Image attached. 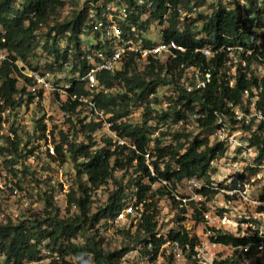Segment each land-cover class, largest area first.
<instances>
[{
  "label": "built area",
  "instance_id": "2783aa9c",
  "mask_svg": "<svg viewBox=\"0 0 264 264\" xmlns=\"http://www.w3.org/2000/svg\"><path fill=\"white\" fill-rule=\"evenodd\" d=\"M70 1L74 4L72 12L86 8V18L77 36L79 55L76 58L70 32L47 34V29L39 26L32 31L36 43L33 56L28 61L19 58L11 60L10 53L2 45L5 43V30L0 27V196H10L15 203L9 219L15 222L22 215H28L27 219L30 220L32 213H42L46 197L52 201L62 198L64 210L78 211L74 203L68 208V196L73 191L78 193V165L87 163L92 155L102 151L112 153L109 162L112 168L115 153L121 151L124 159L133 157V166L141 159L154 177L152 161L155 160L157 142L161 148L181 143L183 137L177 139L175 136L182 134L180 127L184 124L187 127L189 122L201 130L197 119L204 118L205 114L186 111L176 105L181 96L202 91L211 81L210 71L194 64H180L174 72V82L158 87L149 97L148 104L138 102L121 117L115 118L113 112H106L97 102L99 94L116 96L123 92L118 87L107 88L99 82L100 73L122 71L129 57L138 60L140 70L155 60L166 67L188 51L177 41L166 38L174 13L175 33L188 30L194 40L205 41L193 51L194 54L209 61L216 54L225 52L224 80L229 89H233L236 80L243 74L246 80L254 77L257 82L241 91L238 103L225 102L221 110L213 112L214 126L208 135L209 146L217 143L225 148L222 156L210 162L214 172H208L201 178H185L173 190L166 180L160 179L151 185L166 187L170 191L178 217L168 233L171 230L187 233L194 240L192 251L188 245L182 249L177 242L168 240V233L162 235L157 231L156 214L155 238L164 241L158 253H152L154 246L149 237L147 244H138L122 260L131 258L129 264H157L161 254L167 253L172 255V259L182 257V264H186L187 258L193 264H215L216 261L207 256L211 249L218 247L241 249L246 264H264V201L259 197L251 198L254 188H257L259 195L264 191V160L258 161L259 150L251 144L253 136L264 137V63H245L244 59L251 54L248 46L264 45V28L257 26L264 24V6L261 7L259 3L257 6V0H253L251 7L248 0H218L214 8L222 7L225 11L232 10L235 4L250 8L251 14L241 17L250 35L245 39L246 46L213 49L206 42L208 32L204 29V21L199 19V16L209 17L212 13L202 12L207 0L201 6L196 5L200 0H178L175 6L170 0H163L158 9L154 6V0H131V3L125 0ZM21 3L22 0H16L14 6L17 8ZM257 12H261L260 18L255 15ZM5 69L6 76L3 74ZM146 106L151 111L150 119L146 117ZM177 112L185 114V117L177 118ZM129 126L150 128V133L144 134L149 141L142 150L126 134ZM183 152L184 149L180 154ZM173 169L177 170V167ZM126 171L115 168L112 178L125 176ZM80 180L87 187V195L92 202L98 198L103 205L106 204L111 191L103 196L102 191L111 186V180L97 189L87 182L86 174H81ZM143 184L148 185V180L145 179ZM176 187L182 189L184 194L176 191ZM205 191L219 192L225 197L221 216L204 208L206 198L211 195L205 194ZM131 192L123 200L122 208L110 219L127 231H135L148 212L144 201L137 200L135 193L138 186L135 180ZM38 195L44 199L43 202L30 199ZM235 201L256 205V215L245 217L244 221L232 220L234 216H228L227 210ZM196 210L200 213V223H196L194 218ZM200 225L203 231L198 233ZM218 232L248 242L236 247L214 243L212 238ZM46 243L47 240H43L37 246L41 260L49 256L58 259L45 247ZM253 247L252 254L246 257ZM3 262L4 256L0 253V264ZM34 263L37 262L24 264Z\"/></svg>",
  "mask_w": 264,
  "mask_h": 264
},
{
  "label": "trees",
  "instance_id": "16d2710c",
  "mask_svg": "<svg viewBox=\"0 0 264 264\" xmlns=\"http://www.w3.org/2000/svg\"><path fill=\"white\" fill-rule=\"evenodd\" d=\"M16 0H0V27L5 30L4 38L5 46L10 53L9 58L14 60L19 58L28 61L33 56L36 43L32 37V31L36 28L45 27L47 34L55 32L56 34H64L70 32V39L74 41L75 53L74 58L78 57V33L80 27L85 21L86 8L80 12H71L68 19L58 22L59 12L65 7L67 0H22V3L14 6ZM131 3V0H125ZM189 1V0H188ZM253 1V0H252ZM174 6L179 3L178 0H170ZM163 0H154L155 8H159ZM204 0L196 2L197 6L203 5ZM212 6V5H211ZM158 13V12H157ZM251 14L249 7L239 6L235 4L230 11H225L222 7L213 8L209 17H201L204 21V29L208 32V40L213 49L221 47L246 46L245 39L250 35L245 21H242V15ZM33 15V16H31ZM257 18L261 17V12L255 13ZM154 17L156 15H153ZM175 15L172 14L170 30L166 32L167 39H173L182 44L188 51L181 54L177 59L169 62L165 67L158 60L150 61L144 70H140L139 62L134 57H129L122 71L114 74L100 73L98 75L99 82L103 83L107 88L118 87L123 92L116 96H105L99 94L97 96L98 105L105 109L106 112H113L114 117H121L128 113L130 107L136 106L138 102L149 103V97L155 93L156 89L162 85L175 81L174 72L180 64H194L201 69H208L211 73V81L202 91H195L180 97L176 105H180L186 111H196L198 114H205L204 118L197 119L199 127L202 130L211 133L214 126V111L221 110L225 102L238 103L240 93L252 83H256V79L251 77L250 80L241 75L233 89H229L225 82V70L223 63L226 62L225 52L216 54L209 61H206L199 54L193 51L200 47L204 40H194L188 30L183 33H175ZM258 27L264 28V24H257ZM1 37V35H0ZM251 54L246 58L245 63H264V45L248 46ZM57 54V52H56ZM54 55L57 58V55ZM64 57V55H63ZM243 57V55H242ZM249 67V66H248ZM4 76L7 75V69L3 71ZM246 77V75H245ZM264 86V79L262 80ZM11 87V83H9ZM146 117L151 118V111L146 106ZM177 118L185 117V114L176 113ZM128 136L137 144L139 149H143L149 139L144 134L150 133V128H139L138 126L127 127L125 131ZM187 137L185 134H176L175 138ZM188 138V137H187ZM251 144L256 145L259 150L258 161L264 160V137L261 135L253 136ZM184 152L180 154V151ZM155 160L152 166L155 176L152 177L148 169L139 159L135 166L132 165L133 157L127 156L123 158L122 152H116L113 160V167L110 168L109 162L112 153L102 151L89 157L87 163L78 165V193L72 192L68 196V208L74 203L78 210V215L73 218L60 217V209L56 206L51 198H45V206L42 216L34 221L22 220L16 223L7 220L0 222V253L4 256L3 264H24L26 262H38L41 260L38 244L47 240L45 247L58 259L53 258L52 264H71L66 261V257H77L76 264H119L120 260L130 249L128 246L118 250L106 251L103 249L104 240L99 235V229L96 226L103 220L113 219L116 213L124 205V199L127 197L126 188L117 179L112 178V171L115 168L126 169L133 168L136 174L135 183L138 186V192L135 193L137 200L144 201L145 210L148 211L144 215L143 222L137 226L134 231L135 245L147 244V238L150 237L154 249L152 253L156 255L161 244L164 242L162 238H155V204L147 203L146 195L151 192V185L161 180H166L170 184V189H175L177 183L185 178L196 176L201 178L208 172H214L210 167V162L222 156L225 148L222 144L214 143L209 146L207 136H194L186 143H178L175 146L160 147L157 142L155 147ZM75 153L74 159L76 157ZM163 167V170L161 167ZM177 167L174 170L173 167ZM86 174L87 182L91 187L97 189L108 184L111 180L114 184L112 190L107 197L104 207H99L97 212L90 215L92 201L87 195V187L80 180V175ZM147 179L149 184H143ZM134 182V181H133ZM158 194L167 195L172 203L175 204L170 191L166 187L158 189ZM205 194H214L211 191H205ZM153 197V193L150 194ZM264 201V191L258 196ZM199 211L196 210L195 220H199ZM92 232V234H89ZM128 236L129 231H122ZM81 237L82 242H77L76 238ZM168 240L177 242L184 249L188 245L192 251L194 240L190 239L187 233H180L171 230L167 235ZM214 243L222 245L239 246L245 245L246 239H239L231 234L216 233L212 238ZM136 248V247H135ZM254 251V247L246 257H249ZM191 255H189L190 257ZM172 261V258H170ZM172 263V262H171ZM215 264H240L237 261L223 260ZM260 264V263H255Z\"/></svg>",
  "mask_w": 264,
  "mask_h": 264
},
{
  "label": "rangeland",
  "instance_id": "374dc122",
  "mask_svg": "<svg viewBox=\"0 0 264 264\" xmlns=\"http://www.w3.org/2000/svg\"><path fill=\"white\" fill-rule=\"evenodd\" d=\"M248 5L251 7V4L253 3L252 0H248ZM259 3L261 5V7H263L264 5V0H257L256 1V5L258 6ZM218 4V0H207V3L205 5V9L202 10V12H206L208 14H210L214 8L215 5ZM73 2L72 1H68V6L63 8L60 12H59V16L57 21L58 22H62L66 19H68L71 15L72 12V7L73 6ZM212 5V6H211ZM180 131L182 132V134L187 135V137H183L181 139V143H186V141H189L191 138H193L196 135H199L200 137H204L210 134L208 133L209 131H205V130H200L197 129V127H195L191 122L188 123V126L186 127V125L184 124L183 126L180 127ZM188 132V133H187ZM189 134V135H188ZM136 177V174L133 172V169H131V171H126V175H122L120 176V178H117V181L122 183L123 187H125L127 190V195L131 194V185L133 184L134 178ZM215 182L220 183L219 180H216ZM221 183H223L221 181ZM257 184H260L257 181ZM222 185V184H221ZM220 186V185H219ZM160 186L159 185H153L151 186V192L149 191L148 194L146 195V199H147V203H154L155 204V211L156 214L158 216V220H157V231H159L162 235H166L168 233V231L171 229V227L173 225H175L177 222V217H178V210L175 208V205H173L172 201L168 198L167 195H161L158 194V189ZM114 184L111 181V186L110 187H106L105 190L102 191V196L103 195H107L110 191L114 190ZM176 191L181 192L182 194H184L182 189H178L176 187ZM153 193V197L150 196V194ZM259 196V193L257 192V188H254V192L251 196L252 199H256ZM33 199L34 202H43L44 199L38 195L35 199L34 198H30ZM224 201H225V197L220 194L219 192L215 193V194H211L209 197L206 198L205 202H204V208L209 210L211 213H213L214 215H218L221 216L224 212ZM53 203L58 206V208L60 209V217L63 218H73L76 215H78V211H74L71 212V210H67V208L64 210V203L62 198H57L55 200H53ZM15 203L13 202V200L10 198V196L7 195H2L0 196V222L4 223L7 220H10V215H11V209L14 208ZM105 205H103L101 203L100 200H98V198H96L95 201L92 202L91 205V210H90V215L94 214L97 212L99 207H104ZM230 209L227 210L228 211V216L229 215H233L234 217L231 219L234 221H244L245 217H252V215H256L258 208L256 205H249L247 203H239V202H233L230 204ZM231 212V213H229ZM28 216V215H27ZM26 215H22L20 217V219H17L14 223L18 222V221H22V220H28ZM42 216V213L37 214V213H32L29 217H31L30 221H34L35 219H38ZM240 217V218H238ZM200 218V217H199ZM200 219L199 221H197L196 223H200ZM96 228L99 229V235L100 237L104 240V245H103V249L106 251H113V250H118L120 248L126 247L128 246L130 249H135V247H137L135 245V240H134V230H128L129 234L128 236H126L125 233H122V231H127L125 229H121L118 226H116L114 224L113 220H103L101 221ZM195 229V227H194ZM203 231V226L200 225L199 229H198V233H201ZM89 234H92V232H89ZM82 238L79 236L76 238L77 242H82ZM171 252V249H168ZM133 251V250H132ZM211 252L209 253V255L207 256L209 259H212L214 262H218V261H222V260H227L230 259L232 261L237 260L243 264H246V260L245 258H242L241 255H243L242 250L241 249H236V250H230V249H221L218 247H215L213 249L210 250ZM208 253V252H206ZM170 256L172 257V255H169L167 253H162L161 254V258L159 261H157V264H182L183 259L182 257H177L172 259V261L170 260ZM176 256V254H175ZM54 257H57L56 255ZM130 257V256H129ZM185 257V256H184ZM187 257V256H186ZM131 258H127V260H120L119 264H126V263H130ZM66 261L71 262V264H76L77 262V257H66L65 258ZM186 264H193L191 259L185 260ZM53 262V257L49 256L46 258H43V260H41L40 262L34 263V264H52ZM172 262V263H171ZM207 262V261H206ZM214 264V263H213ZM252 264V263H251Z\"/></svg>",
  "mask_w": 264,
  "mask_h": 264
}]
</instances>
